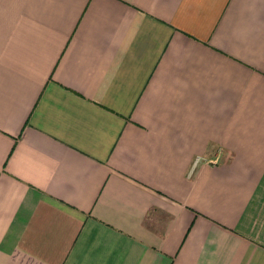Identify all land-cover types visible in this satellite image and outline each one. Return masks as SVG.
Here are the masks:
<instances>
[{
	"label": "crops",
	"instance_id": "0c3cea01",
	"mask_svg": "<svg viewBox=\"0 0 264 264\" xmlns=\"http://www.w3.org/2000/svg\"><path fill=\"white\" fill-rule=\"evenodd\" d=\"M0 264H264V0H0Z\"/></svg>",
	"mask_w": 264,
	"mask_h": 264
},
{
	"label": "built area",
	"instance_id": "2783aa9c",
	"mask_svg": "<svg viewBox=\"0 0 264 264\" xmlns=\"http://www.w3.org/2000/svg\"><path fill=\"white\" fill-rule=\"evenodd\" d=\"M202 161V158H196L195 159V163H194V166H197L198 165V163H200Z\"/></svg>",
	"mask_w": 264,
	"mask_h": 264
}]
</instances>
